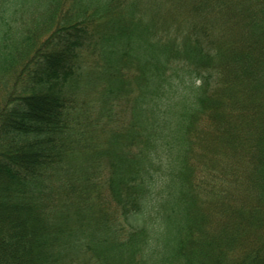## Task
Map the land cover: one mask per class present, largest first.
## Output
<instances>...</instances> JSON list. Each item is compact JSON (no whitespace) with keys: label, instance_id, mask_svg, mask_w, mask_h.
Returning <instances> with one entry per match:
<instances>
[{"label":"trees","instance_id":"16d2710c","mask_svg":"<svg viewBox=\"0 0 264 264\" xmlns=\"http://www.w3.org/2000/svg\"><path fill=\"white\" fill-rule=\"evenodd\" d=\"M2 175L0 264H264V0H0Z\"/></svg>","mask_w":264,"mask_h":264},{"label":"rangeland","instance_id":"374dc122","mask_svg":"<svg viewBox=\"0 0 264 264\" xmlns=\"http://www.w3.org/2000/svg\"><path fill=\"white\" fill-rule=\"evenodd\" d=\"M5 176H1L0 177V188L4 187L3 185H5ZM5 182V183H4ZM31 213L27 212V211H13V210H8V211H4L0 209V225L2 223H4L5 221H9V222H15V220H19L20 222H29L30 218H31ZM1 226H4V224H2ZM21 230V226L15 227V229L13 231H18ZM13 247H10L8 249V252L12 251ZM19 259L21 260V264H28L26 263V261H28V255H21L19 257Z\"/></svg>","mask_w":264,"mask_h":264}]
</instances>
